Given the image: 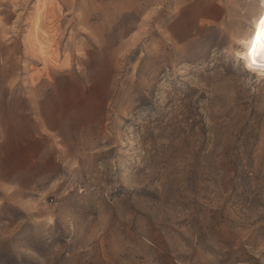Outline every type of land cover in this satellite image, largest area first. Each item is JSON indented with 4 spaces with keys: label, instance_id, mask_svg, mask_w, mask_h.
Instances as JSON below:
<instances>
[{
    "label": "rangeland",
    "instance_id": "374dc122",
    "mask_svg": "<svg viewBox=\"0 0 264 264\" xmlns=\"http://www.w3.org/2000/svg\"><path fill=\"white\" fill-rule=\"evenodd\" d=\"M262 9L0 0V264H264Z\"/></svg>",
    "mask_w": 264,
    "mask_h": 264
},
{
    "label": "bare ground",
    "instance_id": "6f19581e",
    "mask_svg": "<svg viewBox=\"0 0 264 264\" xmlns=\"http://www.w3.org/2000/svg\"><path fill=\"white\" fill-rule=\"evenodd\" d=\"M262 18H264V9H262L260 13L254 16V19L251 23L253 25V28L248 32V35L244 38H241L242 49L238 52L237 58H239L243 63L246 72H250L253 74L256 73L257 75L264 77V75H261L257 69H255L254 67H249V65L258 64L260 62L261 56L264 55V27L260 26V20ZM37 21V17H35L32 22L33 27L37 25ZM32 35L33 34L30 33V36L27 38L30 46H32L33 43Z\"/></svg>",
    "mask_w": 264,
    "mask_h": 264
},
{
    "label": "crops",
    "instance_id": "0c3cea01",
    "mask_svg": "<svg viewBox=\"0 0 264 264\" xmlns=\"http://www.w3.org/2000/svg\"><path fill=\"white\" fill-rule=\"evenodd\" d=\"M29 127H30L29 129H31V133H32L31 134V138L34 139V141H36V139L38 138V136L45 135V133L42 131L41 125L35 126L33 124V125L29 126ZM25 137L23 136V138H24V140H23V138L20 136V134L18 132H16L15 134H13V142L15 143V145L17 146L18 149L24 148L26 150L27 147H29L28 146L29 142H27V139H26L27 137L26 138ZM24 154H25V171L27 172L28 170L31 169V166L30 165L37 160V157L40 154H38L37 151H34V150H32V151L27 150L26 152L24 151ZM0 185L7 186L8 184H6V183H0Z\"/></svg>",
    "mask_w": 264,
    "mask_h": 264
},
{
    "label": "clouds",
    "instance_id": "9594fccd",
    "mask_svg": "<svg viewBox=\"0 0 264 264\" xmlns=\"http://www.w3.org/2000/svg\"><path fill=\"white\" fill-rule=\"evenodd\" d=\"M252 67L257 69L261 75H264V55L261 56L260 62L252 65Z\"/></svg>",
    "mask_w": 264,
    "mask_h": 264
},
{
    "label": "snow or ice",
    "instance_id": "6c2138e0",
    "mask_svg": "<svg viewBox=\"0 0 264 264\" xmlns=\"http://www.w3.org/2000/svg\"><path fill=\"white\" fill-rule=\"evenodd\" d=\"M260 26H261V27H264V18H262V19L260 20ZM249 67L251 68L252 65H249Z\"/></svg>",
    "mask_w": 264,
    "mask_h": 264
}]
</instances>
